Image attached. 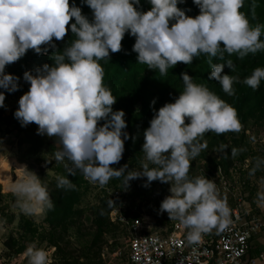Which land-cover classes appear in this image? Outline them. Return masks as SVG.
I'll list each match as a JSON object with an SVG mask.
<instances>
[{
	"label": "clouds",
	"instance_id": "1",
	"mask_svg": "<svg viewBox=\"0 0 264 264\" xmlns=\"http://www.w3.org/2000/svg\"><path fill=\"white\" fill-rule=\"evenodd\" d=\"M83 2L92 11L91 21L69 0H0V88L8 92L18 90V78L5 73L6 65L30 49L38 55L47 54L48 48L41 46L55 48L53 38L63 40L70 21H75L70 28L76 39L63 51L53 53L52 65L36 68L35 75L23 74L30 87L19 98L14 117L22 127L36 124L37 135L58 138L62 147L55 153L56 160L70 161L74 170L100 187L121 177L123 186L141 177L147 178L145 187L153 181L170 184V195L162 200L160 211L187 230L188 243L199 242L213 229L225 230L230 223L226 199L213 180L205 175L190 177L189 170L190 161L207 148L205 134L240 130L236 109L206 84L194 83L193 77L182 72L183 91L174 102L155 112L143 132L141 170L126 172L127 165L115 169L110 165L122 159L129 136L122 132L127 127L125 113L113 111L116 97L104 84L99 61L108 60L110 52L122 50L127 32L135 37L132 51L137 53V63L167 76L178 63L190 65L204 54L211 68L209 79L233 96L239 77L223 72L225 65L235 70L233 61L213 63V58L224 60L227 53L243 59L264 51V24L250 23L241 11L244 0H193L199 8L195 17L177 6L184 0H149L147 11L138 10L140 0ZM254 9L253 4V18ZM261 81L264 67H257L242 83L257 90ZM4 100L0 92V107ZM101 120L104 123L98 126ZM236 151L233 149L232 154ZM21 168V177L11 185L15 206L27 215L52 210L55 205L47 186L26 166ZM56 179L57 188L75 189L67 177ZM260 199L264 201V194ZM109 206H114L112 200ZM23 256L27 264H51L48 251L35 243L26 247Z\"/></svg>",
	"mask_w": 264,
	"mask_h": 264
},
{
	"label": "trees",
	"instance_id": "2",
	"mask_svg": "<svg viewBox=\"0 0 264 264\" xmlns=\"http://www.w3.org/2000/svg\"><path fill=\"white\" fill-rule=\"evenodd\" d=\"M69 4L80 7L82 14L89 21L92 20V11L83 0H69ZM253 4L255 5V18H253ZM177 6L184 10L187 16L195 17L199 14V8L193 3V0H184L183 3H178ZM150 7L149 0H140L138 10L147 11ZM241 11L246 14L252 25L257 23L264 24V0H244V6ZM74 22L73 18L63 40L56 41L53 38L52 43L55 44V48L48 45L41 46L42 48H48L47 54L38 55L30 49L18 61L6 65L5 73L13 75L19 80L21 77L23 78V74L26 71L35 75L36 68L42 67L44 64L52 65L51 56L53 53L55 51H63L65 47L70 46L73 40L76 39L70 28L71 23ZM173 22L170 21V24ZM261 39L264 40V35L261 36ZM121 43L122 50L120 52H110L108 60L99 61L104 69V84L110 88L116 97V103L112 106L113 111L122 110L125 113L124 120L127 127L124 130L127 131L129 136L124 141L122 159L119 163L110 165L111 167L119 169L127 165L125 170L127 172L135 165L142 164L144 161V153L142 152L144 143L143 132L150 126L149 122L155 112L165 103L174 102L180 92L183 91L184 85L180 75L182 72L193 77L194 83L206 84L211 91L233 106L237 111L241 125L238 132L229 131L222 135L212 132L205 134L203 141L207 142V148L194 158L198 160L205 159L207 162L205 165L198 167L200 175H205L206 178L211 179V175L220 169L224 176H230L233 163L235 161L243 163L249 157L252 159L249 166L253 167L258 154L253 151L249 136L247 139L245 131L251 125L264 128V81H261L257 90L251 89L243 84L242 81L255 68L264 67V51L248 54L243 59L238 58L235 54L229 56L227 53H225L224 60L213 58V63H224L226 60L231 59L235 65L234 71H231L226 65L223 69L224 74L237 76L240 81L233 85L235 95L229 96L222 91L217 81L209 79L211 68L207 62L208 58L204 54L194 58L190 65L178 63L168 70L167 76H161L158 69L150 70L147 65L137 63V53L132 51L135 37L126 32ZM221 46L223 45L221 44ZM18 80L17 82H19ZM17 84L19 88L25 91L29 90L30 84L28 82ZM0 92L5 95V99L10 93L4 88H0ZM153 100H155L154 104H152ZM137 105L139 106L138 109L135 108ZM1 110L2 108H0V113ZM188 122L186 119L185 123ZM103 123V120L99 121L98 126ZM26 132L30 143L27 151L33 153L34 150L44 144L45 136L37 135L36 124L34 123L28 127ZM45 144L55 153L62 147L61 144L58 147L48 143ZM219 148H223V151L219 150ZM233 149L237 150L235 155L232 154ZM214 150L219 151L218 155L210 156L209 154ZM149 166L154 167V165ZM57 168L60 171V176H65L71 180L75 185V189L65 190L57 188V177H53L48 182L41 179L42 183L47 186V190L55 205L52 210L43 212L44 227L39 229L31 217L20 213L17 223L19 235L17 237L10 235L4 245L12 254L16 255L17 261L25 259L23 253L26 247L34 240L39 239L40 241H45L50 247H54L55 254L59 256V259L61 258V264H101L100 250L101 243L104 241L103 234L119 227L122 233L126 234V237L128 236L123 226L109 220V212L113 206H109V200L112 199L111 195L107 194L108 186H113L117 190L123 191L133 184L134 189L130 196L137 197L138 202L141 204L145 201L146 205L150 202L151 191L149 192V188L145 187L143 183L137 184L136 180H131L127 186H123V177L119 179L112 178L104 187H101L103 193L96 204L88 208H78L76 205L80 200L79 188L86 183L83 179L84 175L78 170H74L73 165L68 160L62 161V164ZM191 169L192 165L189 174ZM254 169L258 171L259 168L256 166ZM70 171L73 174L70 175ZM147 191L148 194H146ZM145 195L148 196L146 197ZM15 201L13 200L10 205L14 206ZM229 202L227 201V204L231 206L233 203ZM10 205L5 204L0 207V220H4L7 223H12L15 219V213L11 211ZM82 220H89L92 226L93 231L90 233L89 238H83L86 233L81 232ZM169 223L170 219L167 217L157 224L167 227ZM164 228L158 229L162 231ZM69 234L75 235L77 239L82 238L78 248L71 247L67 239Z\"/></svg>",
	"mask_w": 264,
	"mask_h": 264
},
{
	"label": "rangeland",
	"instance_id": "3",
	"mask_svg": "<svg viewBox=\"0 0 264 264\" xmlns=\"http://www.w3.org/2000/svg\"><path fill=\"white\" fill-rule=\"evenodd\" d=\"M18 81L19 82L17 83L20 84L26 83L22 77ZM26 92L27 90L25 91L18 87V90L10 92L7 95L4 101V106L0 107L2 108L0 113V207L5 204L10 205L13 200H16V196L11 191V185L21 177L23 172V169L21 168L22 166H26L27 170L32 171L40 179H44L46 182L53 177L61 175L57 167L62 164V161L58 162L55 158V152L50 150L48 145L45 144L48 143L54 147H58L60 145L58 138L44 135L45 141L42 146L37 150H34L33 153L27 151L30 143L28 142L29 136L26 130L31 124L22 127L21 123L14 117V113L19 106V98ZM135 108L138 109L139 106L137 105ZM37 127L38 126L36 125V129ZM122 132L127 133L124 129ZM245 133L247 139L249 136L253 151L258 154V158H256L253 167L251 168V166H249L252 162L251 157H249L245 160L243 168L240 167V165L236 166L235 170H231L230 176H223V178L216 172L211 175V180L215 182L217 187L223 185L222 182L229 183V190L222 189V192L220 193L221 197L225 198L226 201L233 203L236 199H239L240 202L244 203L248 208L250 214H264V201L260 199V195L264 194V128L251 125L249 129L247 128ZM121 138L123 139V135ZM219 150L223 151V148H219ZM218 152V150H214L209 155L217 156ZM191 161L192 169L189 176H201L198 167L205 165L207 163L206 160L193 159V161ZM141 166L142 164L135 165L131 170L139 171L141 170ZM256 166L259 168L258 171L254 169ZM134 180L137 181V184L143 183L145 185L147 178L141 177ZM147 187L149 188V192L151 191V197H149V203H151V206L146 205V202L143 201L141 204V212L149 214L153 220L154 227L162 229L165 226L157 223L166 219L168 215L166 212L160 211V204L166 196L170 195V184L153 181ZM133 189V184L128 188H125L123 191H119L113 186H108V191L110 190L114 193L120 192L119 195L127 204L138 202L137 197L130 196ZM102 191L101 187L99 188L87 183L82 184L79 188L80 200L76 207L88 208L96 204L103 193ZM146 194H148V191ZM10 206L11 211L15 213L14 221L12 223H7L4 220H0V264H27L26 258L17 261L16 255L12 254L4 245V242L10 235H13L14 237L19 235L17 225L18 215L23 213L15 205ZM27 216L35 221V224L39 229L44 227L43 212H37ZM82 221L83 226L81 232L86 233L83 238H89L90 233L93 231L92 226L90 225L89 220ZM125 235L119 227L103 234L104 241L101 243L100 250L101 264H121L122 259H119V257L115 255V250H123L126 241ZM67 239L72 248H78L79 243L82 241V238L77 239L75 235L72 234L67 235ZM263 242V237L254 238L248 254L250 255L251 252L254 253L255 249H259L264 253ZM32 243H35L37 247L44 248L48 251L51 264H61V258L59 259V256L55 254L54 247H50L45 241H40L39 239L34 240ZM256 264H264V255L263 260L258 258Z\"/></svg>",
	"mask_w": 264,
	"mask_h": 264
},
{
	"label": "built area",
	"instance_id": "4",
	"mask_svg": "<svg viewBox=\"0 0 264 264\" xmlns=\"http://www.w3.org/2000/svg\"><path fill=\"white\" fill-rule=\"evenodd\" d=\"M244 162L235 161L231 170L238 165L243 168ZM217 173L224 176L220 169ZM83 179L100 188L85 176ZM222 183L217 187L220 193L222 189L229 190V183ZM107 194L114 203L109 220L123 226L128 234L123 250H115V255L122 259L121 264H255L248 251L254 238H264V214H250L239 199L228 206L230 223L225 230L213 229L203 234L199 242L190 244L186 239L187 230L178 221L170 220L159 231L151 216L141 212L140 202L127 204L118 193L108 189Z\"/></svg>",
	"mask_w": 264,
	"mask_h": 264
},
{
	"label": "crops",
	"instance_id": "5",
	"mask_svg": "<svg viewBox=\"0 0 264 264\" xmlns=\"http://www.w3.org/2000/svg\"><path fill=\"white\" fill-rule=\"evenodd\" d=\"M263 244H264V242H263ZM263 255H264V253L261 250H259V249H255V251H254V253H252V255L248 254V256L250 258L254 259L255 264L257 263L258 258L263 260Z\"/></svg>",
	"mask_w": 264,
	"mask_h": 264
}]
</instances>
